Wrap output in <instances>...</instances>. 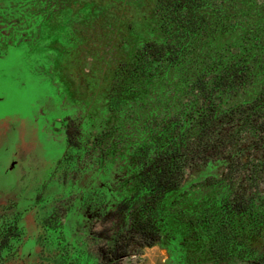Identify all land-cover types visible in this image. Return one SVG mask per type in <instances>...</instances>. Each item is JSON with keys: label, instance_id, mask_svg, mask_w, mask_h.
Returning a JSON list of instances; mask_svg holds the SVG:
<instances>
[{"label": "trees", "instance_id": "16d2710c", "mask_svg": "<svg viewBox=\"0 0 264 264\" xmlns=\"http://www.w3.org/2000/svg\"><path fill=\"white\" fill-rule=\"evenodd\" d=\"M149 1L145 27L115 70L118 87L109 96L118 90L125 117L139 97L150 103L161 94L165 107L133 125V145L123 146L112 126L89 139L99 164L118 166L122 180L108 232L84 262L121 264L132 251L168 242L179 264H264V190L255 184L264 174V0ZM117 8L130 29L140 21L135 8ZM68 124L72 147L80 123ZM247 128L260 158L242 189L235 175ZM219 160L226 161L223 179L201 182L205 193L185 188L192 168ZM6 196L0 190V263L20 236L18 201ZM52 230L63 239L61 221ZM67 246L60 256L72 264Z\"/></svg>", "mask_w": 264, "mask_h": 264}, {"label": "rangeland", "instance_id": "374dc122", "mask_svg": "<svg viewBox=\"0 0 264 264\" xmlns=\"http://www.w3.org/2000/svg\"><path fill=\"white\" fill-rule=\"evenodd\" d=\"M36 5L18 21L26 30L23 41L12 42L7 51L0 46V190L7 199H17L20 212L19 239L10 242L0 264H68L60 256L65 241L72 264H85L100 235L108 232L109 209L122 180L118 166L99 164L89 139L112 126L123 146L133 145V125L165 107L161 94L150 103L139 97L127 118L123 114L129 112L115 101L118 90L109 96L112 85L118 87L113 74L120 77V65L139 39L152 2L47 0ZM124 5L141 16L131 29L117 8ZM15 65L20 67L16 73ZM52 116L80 123L81 136L72 147L65 148L63 128L48 122ZM253 131L245 129L235 175L242 189L251 185L250 170L260 158L251 146ZM226 169L222 160L195 166L185 188L195 185V191L205 193L198 185L223 179ZM255 176V184L264 190V174ZM59 221L63 239L52 230ZM172 248L168 242L143 247L121 264H179ZM205 264L248 263L231 258Z\"/></svg>", "mask_w": 264, "mask_h": 264}, {"label": "flooded vegetation", "instance_id": "af4514ba", "mask_svg": "<svg viewBox=\"0 0 264 264\" xmlns=\"http://www.w3.org/2000/svg\"><path fill=\"white\" fill-rule=\"evenodd\" d=\"M46 1L47 0H0V46H2L3 49H5V51L8 50V46H10L12 42L15 43L19 39L22 40L23 38L22 36L26 34V30H22L23 25L18 24V21L20 19L22 20L26 19V16L23 13L29 11L31 6H35L36 4H40L42 6ZM24 28H26V25L24 26ZM38 29L39 28L35 29L36 30L35 32H37V34L39 32ZM32 30H34V28H32ZM19 68L20 67L15 65L14 69H16V71L14 73L18 72ZM68 121H69V117L64 118L63 121L57 120V118L54 116L48 119V122L52 123L54 128L56 129H59L61 127L63 128L65 137H66L65 131L69 126ZM66 147H67V143H66ZM58 163H60V161Z\"/></svg>", "mask_w": 264, "mask_h": 264}, {"label": "snow or ice", "instance_id": "6c2138e0", "mask_svg": "<svg viewBox=\"0 0 264 264\" xmlns=\"http://www.w3.org/2000/svg\"><path fill=\"white\" fill-rule=\"evenodd\" d=\"M0 68H2V65H0ZM0 94H2V90H0Z\"/></svg>", "mask_w": 264, "mask_h": 264}]
</instances>
